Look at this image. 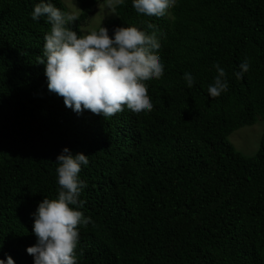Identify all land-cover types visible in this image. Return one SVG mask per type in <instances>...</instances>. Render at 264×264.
Segmentation results:
<instances>
[{
	"label": "trees",
	"instance_id": "obj_1",
	"mask_svg": "<svg viewBox=\"0 0 264 264\" xmlns=\"http://www.w3.org/2000/svg\"><path fill=\"white\" fill-rule=\"evenodd\" d=\"M0 0V264H264V0Z\"/></svg>",
	"mask_w": 264,
	"mask_h": 264
},
{
	"label": "rangeland",
	"instance_id": "obj_2",
	"mask_svg": "<svg viewBox=\"0 0 264 264\" xmlns=\"http://www.w3.org/2000/svg\"><path fill=\"white\" fill-rule=\"evenodd\" d=\"M66 8V18H74L79 15L80 7L76 0H61ZM119 0H101L97 5L95 12L86 23L80 26L82 38L87 36L106 18L113 17L115 12L113 6ZM264 128V120L257 117L253 125H245L233 131L227 140L233 147L244 155L251 156L258 148L259 140Z\"/></svg>",
	"mask_w": 264,
	"mask_h": 264
}]
</instances>
